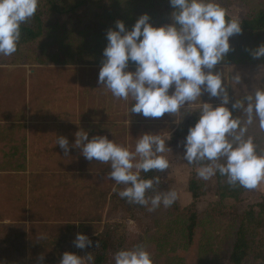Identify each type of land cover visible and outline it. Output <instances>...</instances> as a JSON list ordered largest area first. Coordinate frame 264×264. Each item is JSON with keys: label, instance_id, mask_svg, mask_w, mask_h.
Masks as SVG:
<instances>
[{"label": "rangeland", "instance_id": "rangeland-1", "mask_svg": "<svg viewBox=\"0 0 264 264\" xmlns=\"http://www.w3.org/2000/svg\"><path fill=\"white\" fill-rule=\"evenodd\" d=\"M229 17L243 19L246 10L240 0L226 7ZM41 44V43H40ZM35 53L47 55L58 48L51 41L41 44ZM42 62L10 65L0 60V262L2 264H31V257L57 259L74 243L77 233L86 236L96 233L105 222L117 223L122 213L109 211L101 198L115 186L108 178L110 165L84 158L81 149L73 147L75 133L88 132V138L104 135L115 142L135 147L140 135L151 132L167 138L174 132L179 119L187 111L197 109L198 99L182 108L175 115L165 113L160 118L144 117L132 113L135 101L113 97L111 92L98 83L102 65L87 64L80 60L63 64L56 59ZM128 65L127 70L135 71ZM224 73L229 93V103L253 92L264 85V66L260 64L236 65L217 64L216 69ZM207 71V70H206ZM239 71L240 84L232 80ZM173 91L169 89V93ZM202 101L219 104V98L210 97L207 92ZM239 118L246 115L239 111ZM178 121V122H177ZM248 134L254 138L257 152L264 154V130L258 121L249 126ZM58 136L69 141L65 153ZM166 140L170 148L163 155L169 160L165 181L169 189L178 193L176 200L180 208L191 202L188 191L190 168L183 159V141ZM200 167L199 165L196 167ZM205 194L198 202L203 211L217 199L213 178L204 180ZM264 196V182L257 189L246 190L241 195L239 209L255 204ZM227 205L234 204L226 200ZM159 218H162L160 216ZM217 227L216 226V223ZM208 226L213 233V248L207 252V259H213L222 232V220ZM129 234L134 237L130 248L145 237L133 222H126ZM225 228V227H224ZM153 230V229H151ZM45 238H41V237ZM197 240L187 250L177 249L175 254L184 264H198L200 255ZM152 254L154 264H165L171 253H159L153 242L143 244ZM205 250V249H204ZM78 255H81L78 253ZM10 261V262H6ZM33 262V261H32ZM115 262V261H114ZM245 264H264L247 261Z\"/></svg>", "mask_w": 264, "mask_h": 264}, {"label": "clouds", "instance_id": "clouds-1", "mask_svg": "<svg viewBox=\"0 0 264 264\" xmlns=\"http://www.w3.org/2000/svg\"><path fill=\"white\" fill-rule=\"evenodd\" d=\"M169 3L174 9L171 23L154 26L144 13L131 30L117 20L116 28L107 31L108 43L103 50L98 83L115 98H131L135 103L130 111L146 118H160L165 113L175 115L199 99V118L185 137L183 159L189 164L200 163L197 175L201 179L209 180L219 173L231 186L257 189L264 182V154L257 152L248 129L258 121L259 128L264 130V85L232 104V109L246 115L241 120L228 107L230 98L224 73L214 70L233 50L230 37L242 33L241 19L228 18L220 0H169ZM39 4L40 0H0V56L17 52L21 26L35 16ZM250 53L253 58L264 57V43ZM130 62L135 63V71L127 70ZM232 80L240 84L241 73L237 71ZM204 92L221 102L214 106L210 101H202ZM75 137L73 147L80 148L85 159L110 165L108 178L124 185L118 195L130 204L144 206L151 212L161 206L171 207L178 199L174 189L155 190L159 176H141V172L163 173L169 168V160L163 154L170 149L166 145L170 134L162 138L146 132L136 140L134 149L104 135L89 139L85 130L77 131ZM56 144L65 153L69 151L67 137L58 136ZM92 243L83 233H77L74 239L75 247L80 249ZM86 257L88 264H94L91 254ZM43 260L40 256L38 264ZM114 261L154 264L152 254L142 244L118 250ZM59 264H85V256L65 251Z\"/></svg>", "mask_w": 264, "mask_h": 264}, {"label": "trees", "instance_id": "trees-1", "mask_svg": "<svg viewBox=\"0 0 264 264\" xmlns=\"http://www.w3.org/2000/svg\"><path fill=\"white\" fill-rule=\"evenodd\" d=\"M240 1L246 10V15L241 19L242 33L230 37L233 50L219 64L264 66V57L253 58L250 53L251 49L264 43V0ZM220 3L226 9L234 0H220ZM173 10L169 0H40L35 16L21 26V40L17 52L7 57L0 56V60L5 59L8 64L16 65L23 61L35 63L44 59L47 61L49 58L52 60L58 56L63 64L82 60L87 64L102 65L103 50L108 43L106 33L109 29L116 28L117 20H122L126 29L131 30L138 17L147 13L150 22L154 26H160L172 22ZM227 17L231 18L228 15ZM50 41L58 48L56 53H35L36 50L42 51L41 44ZM129 65L136 66L134 62ZM244 97H238L228 104L233 116L239 117L240 110L232 109V104ZM198 118V109L185 112L172 133L171 141L184 142L189 128L194 126ZM185 162L190 168L187 183L191 195L189 205L180 208L175 202L171 207L161 206L150 212L144 206L130 204L125 198H121L118 192L124 185L115 184L112 190L100 196L103 197L105 205H108L109 211L122 213V220L117 223L105 222L96 233L87 235L93 242L91 246L80 249L70 243L58 260L44 259L42 264H59L65 251L85 256V264H88V253L94 257V264H115V253L122 248H130L134 238L126 228L128 221L138 226L145 236L140 237L141 242L138 238L136 245L153 242L159 253H166V246L169 247L170 252L167 253H171V256L165 264H184L182 258L174 252L177 249L187 250L197 240L202 239V243L198 242L201 255L198 264L264 262V196L259 202L239 209L237 204L242 201L241 195L248 189L229 185L226 178L217 173L212 178L218 199L203 211H199L198 202L205 194L204 181L197 175L196 170L200 163ZM166 174L167 170L163 173L155 170L141 172L144 178L160 177L159 185H155L156 191L169 190L165 181ZM226 200H231L234 204L227 205ZM217 220H222V235L217 248L212 250L215 257L207 259L206 253L214 244V235L209 232L208 225ZM217 224L218 222L215 228ZM97 242L99 247L96 248ZM31 260V264H38L39 257H31Z\"/></svg>", "mask_w": 264, "mask_h": 264}]
</instances>
